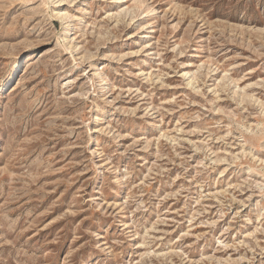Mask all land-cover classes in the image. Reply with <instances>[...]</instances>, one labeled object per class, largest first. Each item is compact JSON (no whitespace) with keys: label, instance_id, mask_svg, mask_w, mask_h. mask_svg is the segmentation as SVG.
<instances>
[{"label":"rangeland","instance_id":"rangeland-1","mask_svg":"<svg viewBox=\"0 0 264 264\" xmlns=\"http://www.w3.org/2000/svg\"><path fill=\"white\" fill-rule=\"evenodd\" d=\"M0 264H264V0H0Z\"/></svg>","mask_w":264,"mask_h":264},{"label":"bare ground","instance_id":"bare-ground-1","mask_svg":"<svg viewBox=\"0 0 264 264\" xmlns=\"http://www.w3.org/2000/svg\"><path fill=\"white\" fill-rule=\"evenodd\" d=\"M11 78V77H10ZM10 80V79H9Z\"/></svg>","mask_w":264,"mask_h":264}]
</instances>
